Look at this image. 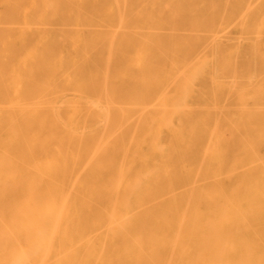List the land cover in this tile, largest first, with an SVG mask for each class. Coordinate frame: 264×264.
Returning a JSON list of instances; mask_svg holds the SVG:
<instances>
[{
    "label": "bare ground",
    "instance_id": "1",
    "mask_svg": "<svg viewBox=\"0 0 264 264\" xmlns=\"http://www.w3.org/2000/svg\"><path fill=\"white\" fill-rule=\"evenodd\" d=\"M0 264H264V0H0Z\"/></svg>",
    "mask_w": 264,
    "mask_h": 264
}]
</instances>
